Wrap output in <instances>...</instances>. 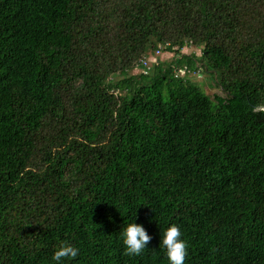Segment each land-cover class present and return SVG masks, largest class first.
<instances>
[{
  "label": "trees",
  "instance_id": "16d2710c",
  "mask_svg": "<svg viewBox=\"0 0 264 264\" xmlns=\"http://www.w3.org/2000/svg\"><path fill=\"white\" fill-rule=\"evenodd\" d=\"M263 106L264 0H0V264H264Z\"/></svg>",
  "mask_w": 264,
  "mask_h": 264
},
{
  "label": "clouds",
  "instance_id": "9594fccd",
  "mask_svg": "<svg viewBox=\"0 0 264 264\" xmlns=\"http://www.w3.org/2000/svg\"><path fill=\"white\" fill-rule=\"evenodd\" d=\"M123 243L126 246V255H140L149 243L151 237L146 233L144 227L131 223L123 232ZM162 245L167 250V258L170 264H184L187 254L186 241L181 239L180 228L172 225L163 234ZM79 250L67 243H62L55 251L53 259L59 262L62 258H76Z\"/></svg>",
  "mask_w": 264,
  "mask_h": 264
},
{
  "label": "rangeland",
  "instance_id": "374dc122",
  "mask_svg": "<svg viewBox=\"0 0 264 264\" xmlns=\"http://www.w3.org/2000/svg\"><path fill=\"white\" fill-rule=\"evenodd\" d=\"M183 51H185L187 54L193 52H195L196 54L199 53L198 51L192 48L183 49ZM172 57H173L172 53H169L168 51L160 50V53L154 58V60L168 62L172 59ZM188 78L192 82L198 83L201 90H203V92L206 93L207 95H212L213 93L219 92V89L215 87L214 84L211 82L209 75L203 74L202 71H200V74L190 73L188 75Z\"/></svg>",
  "mask_w": 264,
  "mask_h": 264
},
{
  "label": "built area",
  "instance_id": "2783aa9c",
  "mask_svg": "<svg viewBox=\"0 0 264 264\" xmlns=\"http://www.w3.org/2000/svg\"><path fill=\"white\" fill-rule=\"evenodd\" d=\"M159 53H160V51H159V50H156V51L154 52L153 55H150V56H148V57H143V58H141L140 61H139V63H140V64L145 68V70H146V69L149 68V64H150V62L153 61L154 58H155ZM196 74H200V71H198V73H196Z\"/></svg>",
  "mask_w": 264,
  "mask_h": 264
},
{
  "label": "water",
  "instance_id": "95a60500",
  "mask_svg": "<svg viewBox=\"0 0 264 264\" xmlns=\"http://www.w3.org/2000/svg\"><path fill=\"white\" fill-rule=\"evenodd\" d=\"M257 110H262L264 112V106L263 107H258Z\"/></svg>",
  "mask_w": 264,
  "mask_h": 264
},
{
  "label": "crops",
  "instance_id": "0c3cea01",
  "mask_svg": "<svg viewBox=\"0 0 264 264\" xmlns=\"http://www.w3.org/2000/svg\"><path fill=\"white\" fill-rule=\"evenodd\" d=\"M183 53H186L185 51H183Z\"/></svg>",
  "mask_w": 264,
  "mask_h": 264
}]
</instances>
